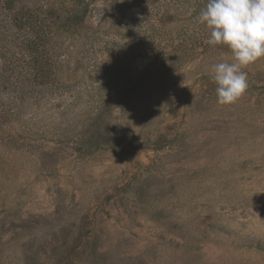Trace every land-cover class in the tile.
Instances as JSON below:
<instances>
[{
	"label": "rangeland",
	"instance_id": "rangeland-1",
	"mask_svg": "<svg viewBox=\"0 0 264 264\" xmlns=\"http://www.w3.org/2000/svg\"><path fill=\"white\" fill-rule=\"evenodd\" d=\"M207 0H0V264H264V58L217 103Z\"/></svg>",
	"mask_w": 264,
	"mask_h": 264
},
{
	"label": "clouds",
	"instance_id": "clouds-1",
	"mask_svg": "<svg viewBox=\"0 0 264 264\" xmlns=\"http://www.w3.org/2000/svg\"><path fill=\"white\" fill-rule=\"evenodd\" d=\"M210 46H226L232 60L211 66L217 103L234 104L248 87L244 69L264 58V0H207L198 17Z\"/></svg>",
	"mask_w": 264,
	"mask_h": 264
}]
</instances>
